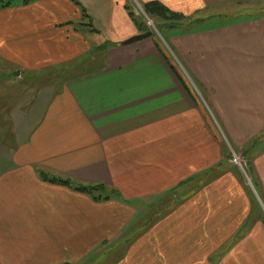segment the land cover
Returning <instances> with one entry per match:
<instances>
[{"label": "crops", "instance_id": "1", "mask_svg": "<svg viewBox=\"0 0 264 264\" xmlns=\"http://www.w3.org/2000/svg\"><path fill=\"white\" fill-rule=\"evenodd\" d=\"M131 1L0 9V82L26 87L2 95L0 264H264V0H134L180 25L246 15L169 35L170 54L152 36L121 45L148 32ZM82 10L94 31L78 26ZM46 73L50 84L30 83ZM42 171L120 199L94 202Z\"/></svg>", "mask_w": 264, "mask_h": 264}, {"label": "rangeland", "instance_id": "2", "mask_svg": "<svg viewBox=\"0 0 264 264\" xmlns=\"http://www.w3.org/2000/svg\"><path fill=\"white\" fill-rule=\"evenodd\" d=\"M131 4H132V9H130V14H132V16L136 20H138V23L141 25V27H143L145 30L150 32L148 30L149 28L146 25L145 16L141 12V8L138 7L137 3H134V0L131 1ZM136 12H137V14H136ZM229 12H231V10ZM237 12H240L239 9L237 11H234L232 13V15H229V16H227L225 18L214 17V18H210V19H212L211 21L201 22V23H192V24H188V23L185 22L184 25H180L178 23H173V24L166 23V24H163L164 22H160V21H157L156 19L150 18V19L153 20L154 27L157 30V31H153L152 37H154L156 39V41L159 42L161 45H163V47L166 49V51H168L166 46H168L167 44H168L169 35L176 34V33H194L195 34V33L200 32V30L202 31L204 29L207 30V29H210V28H215L219 24L235 22V21L240 20L241 18L246 16L245 14H242V13L236 15ZM237 17L239 19H234V18H237ZM251 17H253V16H251ZM110 44H111L110 42L104 41V43L102 44V47L109 46ZM94 51L95 50H92L87 55V58H92ZM168 53H169V51H168ZM173 60H175V59L173 58ZM175 63H176V61H175ZM89 64L92 67L96 66L91 61L89 62ZM187 71L190 73L189 69H187ZM0 72H5V70L1 67L0 68ZM182 72L185 75L187 80L185 79V77H183V76H181V77L184 79V81H187V82L190 83V85L193 88V90L196 93V95L199 96L198 95V90L201 89V87L199 86V82L196 79V77H194L193 75L190 74L189 75L190 78H189L188 75H186V73H184V71H182ZM7 76H8L7 78H10L11 76H14L15 78H18L19 77V73L15 72V73H11V74H9ZM59 76L62 77L63 75L59 74ZM53 78H54L53 74L46 73V74H43L41 80H39V79L30 80V83L35 84V86L36 85H42V84H45V83L46 84H50L51 81H53ZM24 79H26V78H24ZM4 85L5 84H3V82H0V95H1V98H0V118L1 117L5 118V116L7 114V111H8V107H9L8 104H9V101H10L8 98H5L2 95H8L10 97H14V95H16V93L21 95L22 90H24V88L26 89V87H23V86L21 87V85H23V84H22V82L20 83V81H18V83H16L14 86L12 85L13 87L12 86L11 87L10 86H4ZM28 90L29 89H27V91ZM234 159L235 160H240V166H242L243 170L246 171L245 170V165H244V162L242 161V159L231 151L230 157L228 159V164L230 166H232V167L238 168L241 171V169L239 167L235 166ZM244 171L243 172L241 171V172L243 173L244 176H246ZM156 210H158V205L153 204L152 206L150 205L147 209L145 208L144 210H142L141 211V213H142L141 215L144 216V220L146 222L150 223V222H152L154 220V218H155L154 216L156 215V213H158V211L155 212ZM148 215H149V217H148Z\"/></svg>", "mask_w": 264, "mask_h": 264}, {"label": "trees", "instance_id": "3", "mask_svg": "<svg viewBox=\"0 0 264 264\" xmlns=\"http://www.w3.org/2000/svg\"><path fill=\"white\" fill-rule=\"evenodd\" d=\"M36 1L37 0H0V9L11 8V7L15 6L16 4L28 5V4H31V3L36 2ZM72 2H74V0H72ZM75 4L78 5L77 3H75ZM141 7H142L144 13L148 17H150L152 19H156L157 21H162V22L171 23V24H173V23L180 24L179 22H183V20H184L182 16L172 13L166 7H164L163 5H161L158 2H151V3L145 4ZM81 12H82V21L87 20L88 24L82 22L78 26L87 27L91 31H94V29L92 28L91 22L89 20V17L85 14V11L82 10ZM130 16H131L132 20L136 24H138V26L140 27L141 25L138 23V20H136L132 16V14H130ZM173 69H175V68L172 67V71H173L174 75L176 76V78L178 79V81L180 82V84L183 86V88L186 90V92L190 93L184 79L181 77V75H179L178 72L176 73L175 70H173ZM0 124L2 126L6 125L5 118H3V117L0 118ZM39 175L44 181H47L49 183L73 188V190L89 196L94 202H106V201L120 199V194L118 193L117 190H115L111 187H108L104 184L76 183V182L71 181L69 179H62L60 177H50L49 174H47L43 171L40 172Z\"/></svg>", "mask_w": 264, "mask_h": 264}, {"label": "built area", "instance_id": "4", "mask_svg": "<svg viewBox=\"0 0 264 264\" xmlns=\"http://www.w3.org/2000/svg\"><path fill=\"white\" fill-rule=\"evenodd\" d=\"M137 5H138L139 8H141V12H142V13L144 14V16H145V19H146V25H147V27L149 28L148 30H149L151 33H153V31H157L156 28L154 27L153 20L150 19V17L146 16V14L144 13L142 7H141L138 3H137ZM136 14H137V12H136ZM235 159H236V158H235ZM235 159H234V164H235V166L239 167V168L241 169V171L243 172L244 170H243L242 166H240V160H235Z\"/></svg>", "mask_w": 264, "mask_h": 264}, {"label": "water", "instance_id": "5", "mask_svg": "<svg viewBox=\"0 0 264 264\" xmlns=\"http://www.w3.org/2000/svg\"><path fill=\"white\" fill-rule=\"evenodd\" d=\"M151 36H152V34L150 32H147V33L142 34V35L134 36V37L130 38L129 40L121 43V45L122 46L132 45L134 43L146 40V39L150 38Z\"/></svg>", "mask_w": 264, "mask_h": 264}]
</instances>
